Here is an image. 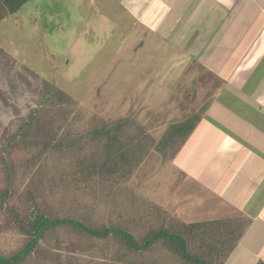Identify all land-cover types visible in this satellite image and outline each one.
<instances>
[{
	"label": "rangeland",
	"instance_id": "rangeland-1",
	"mask_svg": "<svg viewBox=\"0 0 264 264\" xmlns=\"http://www.w3.org/2000/svg\"><path fill=\"white\" fill-rule=\"evenodd\" d=\"M129 16L128 9L120 7V0H28L0 25V193H8L6 202L0 200V254L11 253L21 239L19 226L9 210L19 209L23 222L34 215L32 203L26 200L34 171L30 147L36 145L32 140L34 134L50 135L49 130L39 128L48 122L47 118L52 119L55 139L67 136V131L85 139L103 121L113 126L123 122L114 133L117 138L114 147L120 146L123 151L117 150L114 155L124 160L118 168L129 169L131 175L125 181L114 177L120 189L111 190V195L105 190L103 193L86 190L83 182L90 176L78 186L67 187L41 177L36 180L38 192H33L31 198L36 206L47 209L51 217L84 219L86 214L92 217L89 209L97 208L92 217L94 223L108 226L113 220L130 224L138 214L140 221L145 215H155L154 225L139 227L142 233L175 221L192 224L181 220L183 213L188 215L184 206H178L179 213L165 209L143 190L148 176L163 170L165 162L170 161L167 158L178 151L177 142L168 143L164 157L154 146L164 137L166 127L181 121L184 115L181 106L163 97L169 88L160 87L161 77L156 75V80L153 75L150 81L142 76V66L150 62V56L141 52L134 55L137 51L134 45L143 30L133 25ZM50 87H55L57 93L49 99L46 89L51 90ZM62 94L68 95L75 106L62 105L65 101ZM41 111L40 122L28 130L30 136L21 137L22 125ZM59 123H63L61 128ZM112 125L108 130L112 131ZM105 138L95 144L90 142L89 146L94 145L102 153ZM64 147L72 152L62 154L61 165L72 163L73 155L78 153L75 144ZM47 156L48 162L58 161L53 155ZM136 162L139 164L135 167ZM87 245L90 251L80 249ZM40 246L38 252L66 264L111 262L113 251L118 248L114 239H86L64 228L50 232ZM156 255L143 254L140 259ZM44 258L35 255L31 262L44 264Z\"/></svg>",
	"mask_w": 264,
	"mask_h": 264
},
{
	"label": "crops",
	"instance_id": "crops-1",
	"mask_svg": "<svg viewBox=\"0 0 264 264\" xmlns=\"http://www.w3.org/2000/svg\"><path fill=\"white\" fill-rule=\"evenodd\" d=\"M120 7L143 30L134 45V55L150 56L142 76L161 77L163 97L184 117L206 104L143 190L165 209L184 206L183 221H245L223 264H264V0H120Z\"/></svg>",
	"mask_w": 264,
	"mask_h": 264
},
{
	"label": "trees",
	"instance_id": "trees-1",
	"mask_svg": "<svg viewBox=\"0 0 264 264\" xmlns=\"http://www.w3.org/2000/svg\"><path fill=\"white\" fill-rule=\"evenodd\" d=\"M28 0H0V25L5 18L11 14L17 12ZM1 52V50H0ZM47 86V84H46ZM46 89L47 97L50 99L52 95L57 93L55 87ZM65 101L62 105H72L75 103L68 95H63ZM206 106V105H205ZM205 106L201 111H191L181 121L173 124H169L164 132V137L161 141L157 142L154 146V150L162 156L167 155L165 150L166 144H172L177 142L179 146L178 151L184 145L185 141L193 131V129L200 122ZM42 111L36 116L31 117L20 128L23 133L21 137L24 139L30 135L28 130L36 122V125L40 122V116ZM43 114V113H42ZM48 122L41 124V127L49 130V132H41L38 135L34 134L33 141L36 145L31 148L30 157L33 163V180L28 183L27 190V203H32L30 208L33 212V217L28 222L20 221V215L18 210L11 208L9 211L14 215L16 224L19 226V232L21 233V239L16 248L9 254H0V264H32L31 258L33 256L42 255L45 256L44 264L58 263L66 264L58 259H54L53 256L47 257L44 253L38 252L40 249V242L45 241L46 236L50 232H57L60 229H69L78 234L84 236L86 239H101L108 240L114 239L118 244V248L114 249L111 262H105L104 264H223L229 254L235 248L237 242L242 236L245 228V221L238 222L236 225L232 224L229 220H219L212 222H200L185 224L181 221H175L169 224L167 227H161L160 229L141 232L140 226L146 225L152 226L155 224L152 219L155 217L143 214V220H139L140 212L137 211L138 217H134L129 224L127 221H121L116 223L117 220L111 221L108 226H98L94 223V212L97 208H91L88 211L92 214V217L86 214L84 219L70 217H51L47 209H42L36 206L34 199L31 198L33 192L37 191V184L40 178L47 179V182H56L59 187H67L68 184L78 186L82 184L85 177L90 176L84 183V188L88 191H95L97 193H103V190L111 195V190L115 189L117 192L120 189L118 180L114 177H119L121 181L127 180L130 176L129 169L118 168L121 167V162L124 160L120 156L119 159L114 154L117 150L123 151L120 146L114 147L117 138L114 136L115 131L121 129V123L112 125V131L108 130L111 125L108 122L101 123L98 129L92 130L87 133V138L82 139L80 134L75 135L70 131H67V136L54 138L53 122L52 119L47 118ZM99 121V120H98ZM65 121L64 123H66ZM59 128L63 123H59ZM65 125V124H64ZM69 126H72L69 124ZM74 134V135H73ZM65 137V138H64ZM102 137L105 138V144L102 149V153L99 152L93 146H89L90 142H95ZM81 141H86L83 145ZM69 144H75L78 148V153L73 155L74 161L69 164L65 162L61 165L63 156L62 154L71 153V149L64 147ZM162 143V144H160ZM65 144V145H64ZM149 149V148H148ZM174 153L175 155L178 153ZM48 154L57 157L56 163L48 162ZM124 154V152H123ZM114 155V156H113ZM170 156L167 159L172 160L174 156ZM62 156V157H61ZM102 156V159L100 158ZM146 156V155H145ZM144 156V157H145ZM62 158V159H60ZM100 159V161H97ZM139 162L135 163V167ZM7 167V162L5 161ZM98 168L97 172L95 169ZM134 170V169H133ZM59 175V176H58ZM58 177V179H56ZM56 186V187H57ZM8 198L7 192L0 193V200L5 201ZM150 200V199H149ZM143 209V208H142ZM87 211V213H89ZM157 213V212H156ZM151 214V212L147 213ZM121 219L119 215L118 220ZM142 225H141V224ZM138 228V229H136ZM169 228L173 230L170 231ZM154 247V248H153ZM84 252L90 251V246H80ZM82 252V253H84ZM80 254L81 251L79 252ZM143 254L153 255L155 257H148L146 259H140ZM161 259L158 260V258ZM164 255H168L171 258H165ZM172 260V262L169 261ZM41 264V263H40ZM69 264H89L76 263L71 261ZM262 264V263H261Z\"/></svg>",
	"mask_w": 264,
	"mask_h": 264
}]
</instances>
